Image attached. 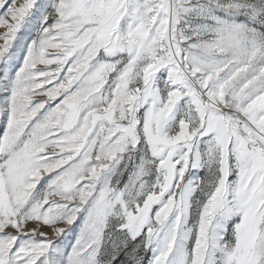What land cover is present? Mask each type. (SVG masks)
Masks as SVG:
<instances>
[{"label":"snow or ice","instance_id":"1","mask_svg":"<svg viewBox=\"0 0 264 264\" xmlns=\"http://www.w3.org/2000/svg\"><path fill=\"white\" fill-rule=\"evenodd\" d=\"M0 264H264V0H0Z\"/></svg>","mask_w":264,"mask_h":264}]
</instances>
